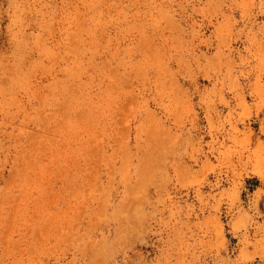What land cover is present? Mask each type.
Returning a JSON list of instances; mask_svg holds the SVG:
<instances>
[{
    "label": "rangeland",
    "instance_id": "rangeland-1",
    "mask_svg": "<svg viewBox=\"0 0 264 264\" xmlns=\"http://www.w3.org/2000/svg\"><path fill=\"white\" fill-rule=\"evenodd\" d=\"M0 264H264V0H0Z\"/></svg>",
    "mask_w": 264,
    "mask_h": 264
}]
</instances>
